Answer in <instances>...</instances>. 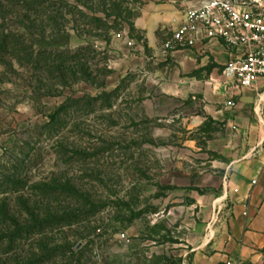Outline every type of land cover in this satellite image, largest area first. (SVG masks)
<instances>
[{
    "label": "rangeland",
    "instance_id": "rangeland-1",
    "mask_svg": "<svg viewBox=\"0 0 264 264\" xmlns=\"http://www.w3.org/2000/svg\"><path fill=\"white\" fill-rule=\"evenodd\" d=\"M149 1L0 0V264H188L205 235L173 182L213 128L115 87L111 46Z\"/></svg>",
    "mask_w": 264,
    "mask_h": 264
},
{
    "label": "crops",
    "instance_id": "crops-1",
    "mask_svg": "<svg viewBox=\"0 0 264 264\" xmlns=\"http://www.w3.org/2000/svg\"><path fill=\"white\" fill-rule=\"evenodd\" d=\"M203 1H149L111 46L115 87L129 75L152 118L214 130L212 157L201 158L189 140L193 150L176 164L179 209L185 219H202L205 232L188 264H255L264 253V80L253 88L226 83L223 69L235 53L217 39L169 57L163 50Z\"/></svg>",
    "mask_w": 264,
    "mask_h": 264
},
{
    "label": "built area",
    "instance_id": "built-area-1",
    "mask_svg": "<svg viewBox=\"0 0 264 264\" xmlns=\"http://www.w3.org/2000/svg\"><path fill=\"white\" fill-rule=\"evenodd\" d=\"M200 39L220 40L235 53L223 69L226 83L253 88L264 80V0H205L188 10L163 50L169 57L194 48Z\"/></svg>",
    "mask_w": 264,
    "mask_h": 264
},
{
    "label": "trees",
    "instance_id": "trees-1",
    "mask_svg": "<svg viewBox=\"0 0 264 264\" xmlns=\"http://www.w3.org/2000/svg\"><path fill=\"white\" fill-rule=\"evenodd\" d=\"M39 0H33V4H35V3H37ZM8 3H10L12 6H15V7H22L21 5H22V0H8ZM30 5H32V4H30ZM33 9V7H31V8H29L28 7V10H32ZM0 44H7L6 43V41L4 40L3 41V39L1 38L0 39Z\"/></svg>",
    "mask_w": 264,
    "mask_h": 264
}]
</instances>
